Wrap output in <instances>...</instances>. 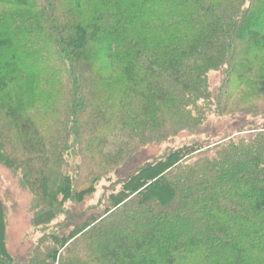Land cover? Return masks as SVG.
Returning <instances> with one entry per match:
<instances>
[{"label": "trees", "instance_id": "trees-1", "mask_svg": "<svg viewBox=\"0 0 264 264\" xmlns=\"http://www.w3.org/2000/svg\"><path fill=\"white\" fill-rule=\"evenodd\" d=\"M0 164V264H264V0H0Z\"/></svg>", "mask_w": 264, "mask_h": 264}, {"label": "rangeland", "instance_id": "rangeland-1", "mask_svg": "<svg viewBox=\"0 0 264 264\" xmlns=\"http://www.w3.org/2000/svg\"><path fill=\"white\" fill-rule=\"evenodd\" d=\"M210 77L213 80L212 84L216 85L217 79L215 75H211ZM0 197L9 208L7 227L8 248L11 253L21 255L25 251L26 235L30 234V238L35 239V235H32L29 224V208L32 196L28 190L22 188L18 176L14 175L1 164Z\"/></svg>", "mask_w": 264, "mask_h": 264}]
</instances>
